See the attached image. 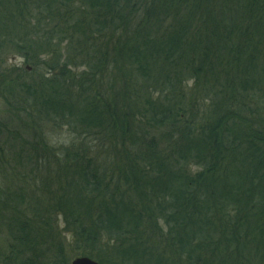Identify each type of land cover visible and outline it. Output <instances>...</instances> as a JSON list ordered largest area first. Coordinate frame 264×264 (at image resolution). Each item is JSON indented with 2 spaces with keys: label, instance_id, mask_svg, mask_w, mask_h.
I'll list each match as a JSON object with an SVG mask.
<instances>
[{
  "label": "trees",
  "instance_id": "trees-1",
  "mask_svg": "<svg viewBox=\"0 0 264 264\" xmlns=\"http://www.w3.org/2000/svg\"><path fill=\"white\" fill-rule=\"evenodd\" d=\"M7 52L62 69L23 107L82 131L57 169L46 139L30 150L39 176H64L49 210L73 258L103 264L105 248L115 264H264V0H0L1 75ZM118 61L133 81L104 97ZM78 62L88 75L64 74ZM95 133L115 174L86 157L106 151L87 141ZM8 192L3 264H70L49 221L36 228Z\"/></svg>",
  "mask_w": 264,
  "mask_h": 264
},
{
  "label": "rangeland",
  "instance_id": "rangeland-1",
  "mask_svg": "<svg viewBox=\"0 0 264 264\" xmlns=\"http://www.w3.org/2000/svg\"><path fill=\"white\" fill-rule=\"evenodd\" d=\"M2 61L7 68V72L5 75L0 74V187L5 191H9L10 195L8 197L20 206L25 215H29L31 220L36 219V228L39 227L41 218L49 221L54 235L56 233L59 235V239L54 244L56 245L57 241L63 243V257L64 259H70L71 263L74 258L81 257L73 258L75 253H73L74 249L70 245L72 240L71 231L64 230L61 217L55 215L52 209L49 210L54 199L51 197L54 196L58 182L64 176H56V170L49 171L51 174L47 177L44 174H42V177L39 176V172L35 169L40 167V164L36 163V160L39 161L40 159L34 158L30 150H39V147L43 144L42 139H46L48 149H52L49 166L51 169H57L60 150L69 147L77 139V133H82V131L81 129L75 131L73 128L66 127L65 120H50L44 115L45 111H42V106L38 113L34 112V109L31 111L24 110L23 107L28 106L27 98L38 94L37 89L40 85L48 86L47 79L53 78L54 81H59L60 70L62 69L49 70L50 57L48 56L28 62L13 52H7L2 56ZM87 70L80 62L69 68H63L64 74L73 78L85 76ZM133 76V72L121 61H118L114 69L104 74L102 81L106 86L104 87L102 84L104 93L101 89L100 94H104L105 97L106 92L111 93L110 90H116L118 87L122 88L123 83L127 85L129 81H133ZM85 81L86 78L82 82H73L72 85L79 88ZM11 83L16 86L15 89H11L13 87ZM191 87L192 85L189 83L186 91L195 97L194 102H197L199 101V95L195 90L191 92ZM152 97L155 98V95ZM189 117L192 118V114ZM32 132H36L34 138L37 143L33 140ZM161 132H151L147 139L155 137L156 139L159 138L160 142L159 135ZM95 135L89 137L87 141L92 143L96 137L101 139L103 142L94 141L93 143L96 147L104 146L103 148H106V151L102 153L96 148L90 151L86 157L92 161L94 166H98L102 175L107 177L110 170L114 168L111 167L110 163L113 153L109 150L108 140L103 139L101 134L95 133ZM90 143L88 144L90 145ZM43 167L45 169L44 164ZM116 170L117 168L113 169L111 174H115ZM196 170L194 168L190 169L191 173L196 172ZM45 172L48 174V171ZM16 194L22 196L21 202L17 201ZM37 216H40V219L39 217L37 219ZM7 239V229L0 224V264H3L5 258ZM101 249L98 254L99 258L103 260V264H115L109 256L107 259L105 258L104 251L106 249ZM96 259L98 258L92 260L100 264L99 260Z\"/></svg>",
  "mask_w": 264,
  "mask_h": 264
},
{
  "label": "water",
  "instance_id": "water-1",
  "mask_svg": "<svg viewBox=\"0 0 264 264\" xmlns=\"http://www.w3.org/2000/svg\"><path fill=\"white\" fill-rule=\"evenodd\" d=\"M70 264H98V263L88 257H77L74 258Z\"/></svg>",
  "mask_w": 264,
  "mask_h": 264
}]
</instances>
